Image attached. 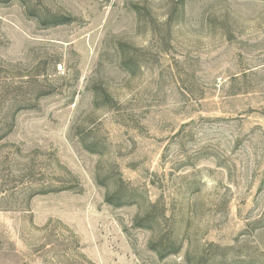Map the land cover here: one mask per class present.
<instances>
[{
  "label": "rangeland",
  "instance_id": "obj_1",
  "mask_svg": "<svg viewBox=\"0 0 264 264\" xmlns=\"http://www.w3.org/2000/svg\"><path fill=\"white\" fill-rule=\"evenodd\" d=\"M0 264H264V0H0Z\"/></svg>",
  "mask_w": 264,
  "mask_h": 264
}]
</instances>
